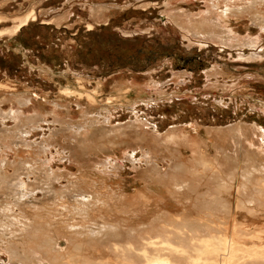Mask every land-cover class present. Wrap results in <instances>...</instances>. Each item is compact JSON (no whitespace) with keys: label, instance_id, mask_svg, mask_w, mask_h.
<instances>
[{"label":"rangeland","instance_id":"rangeland-1","mask_svg":"<svg viewBox=\"0 0 264 264\" xmlns=\"http://www.w3.org/2000/svg\"><path fill=\"white\" fill-rule=\"evenodd\" d=\"M211 1L0 0V31L11 27L13 18L30 11L35 16L16 34L0 36L1 238H10L20 215L37 220L45 209H57L42 193L66 197L69 176L78 174L77 161L104 159L101 143L87 141L93 132L98 138L118 126L130 130L138 125L157 130V136L180 128L203 136L205 130L228 131L241 123L264 129V28L254 24L248 13L237 14L251 4L263 12L264 0ZM213 3L220 8L213 10ZM210 9L228 10L226 27L241 39L251 36L250 41L235 47L216 38L194 37L179 29L172 15L185 13L200 19L209 16ZM122 82L128 84L130 95L117 99L113 92ZM86 94L93 96V103ZM79 123L84 130H76ZM86 146L90 156L81 153ZM102 148L118 150L102 161H110L114 167L106 170L108 175L133 194L139 171L148 166L139 161L140 149L127 151L114 139L102 141ZM183 150L184 158L188 157ZM244 153L237 156L238 166L244 165ZM202 155L203 160L209 159V152L204 150ZM254 160L248 156L246 164L256 165ZM17 181L28 184L27 205L20 206L25 199L17 198L23 189L12 190ZM196 215L201 224L213 219L203 207ZM215 218L219 234L228 235L230 219L240 224L248 216L220 211ZM255 219L246 229H237L238 241L246 248L264 245V225ZM111 220L108 215L106 221ZM194 227L191 220L189 228ZM257 228L261 229L253 231ZM110 245L108 241L105 247ZM0 264H10L6 252L0 253Z\"/></svg>","mask_w":264,"mask_h":264},{"label":"bare ground","instance_id":"bare-ground-1","mask_svg":"<svg viewBox=\"0 0 264 264\" xmlns=\"http://www.w3.org/2000/svg\"><path fill=\"white\" fill-rule=\"evenodd\" d=\"M251 5L242 6L237 14L248 13L254 24L263 29L264 11L260 12ZM211 8L216 10L220 7L213 3ZM212 9L207 10L209 16L200 19L182 12L172 15L178 28L194 37L216 38L235 44V47L250 41L251 36L241 39L226 27V13L231 9L227 8L228 11L225 8L220 13ZM97 10H93V13ZM30 20H35L33 11L13 18L12 26L1 30L0 36L16 34ZM88 28L93 27L88 25ZM127 85L123 82L118 84L113 96L117 99L129 97ZM85 97L94 102L92 95L86 94ZM118 127L98 138L93 132L87 141L101 143L105 157L114 155L118 150L103 149L102 141L117 140L127 151L136 147L140 149L139 161H144L148 166L139 171L141 176L136 180L135 192L129 193L125 184H119L118 180L108 175L106 170L114 166L110 165L109 160L107 164L104 163L102 160L105 157L96 161L91 158L77 161L78 174L69 176L66 197L57 193L51 196L50 191L42 193V196L53 200L57 209H45L41 213L43 218L37 220L20 215L13 223L15 227L10 232V238L0 237V253L6 252L10 264H264V245L254 243L246 248L239 243L237 236V229H246L252 217L264 216V129L241 123L228 131L213 133L205 130L203 136L199 132L193 134L187 128L170 129L164 136H157V130L150 132L138 125L134 128L131 126L132 130L131 127L130 130ZM75 128L84 130L80 123ZM82 131L79 133L86 136L87 132ZM183 148L188 152L186 158ZM89 149L90 146H86L81 153L90 156L92 153L88 154ZM204 150L210 154L207 161L202 158ZM242 150L245 152L244 165L238 166L237 156ZM248 156L253 160L256 158V165L246 164ZM132 157V161H135L136 157ZM34 160L33 163L37 162ZM50 177L46 178L47 181H50ZM11 187L12 190L23 189L19 190L17 198L29 200L28 184L26 186L17 181ZM19 199L15 201L17 206ZM31 199L34 200V197L31 196ZM25 201L20 206L29 204ZM201 207L213 217L211 220L205 219L202 224L196 215ZM220 211L248 216V219L240 224L236 218L230 219V234H219L215 215ZM108 215L111 221H106ZM191 220L196 228H189ZM254 239L258 240L256 237ZM108 241H111V245L106 248ZM123 241L125 243L120 244Z\"/></svg>","mask_w":264,"mask_h":264},{"label":"crops","instance_id":"crops-1","mask_svg":"<svg viewBox=\"0 0 264 264\" xmlns=\"http://www.w3.org/2000/svg\"><path fill=\"white\" fill-rule=\"evenodd\" d=\"M263 218H264V216H258V217L256 216L255 221H257L256 223H258L259 226L264 225V220H263Z\"/></svg>","mask_w":264,"mask_h":264}]
</instances>
